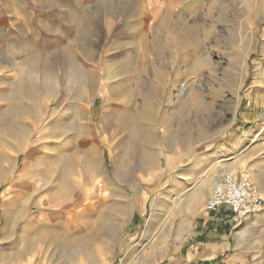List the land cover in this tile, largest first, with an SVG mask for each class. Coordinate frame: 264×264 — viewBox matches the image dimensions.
Instances as JSON below:
<instances>
[{
    "label": "rangeland",
    "instance_id": "1",
    "mask_svg": "<svg viewBox=\"0 0 264 264\" xmlns=\"http://www.w3.org/2000/svg\"><path fill=\"white\" fill-rule=\"evenodd\" d=\"M263 112L264 0H0V264H181L232 169L264 264Z\"/></svg>",
    "mask_w": 264,
    "mask_h": 264
},
{
    "label": "crops",
    "instance_id": "2",
    "mask_svg": "<svg viewBox=\"0 0 264 264\" xmlns=\"http://www.w3.org/2000/svg\"><path fill=\"white\" fill-rule=\"evenodd\" d=\"M254 219L255 215L246 218L243 221L246 223L244 227L252 223ZM232 224L230 212L227 208H222L216 213H207L206 219L195 226V230L190 237V243L187 248L184 249V255L182 254L180 263L208 264V262L213 260L223 261V256L226 255L229 248V243L226 240L229 235L227 231H230L229 227H232V232L234 234L236 232ZM235 244L236 243H231L232 248L238 249V246ZM249 250V246L239 248V251L237 253L234 252L232 257L237 260H243L242 257L248 254ZM240 253H242V255H240Z\"/></svg>",
    "mask_w": 264,
    "mask_h": 264
},
{
    "label": "built area",
    "instance_id": "3",
    "mask_svg": "<svg viewBox=\"0 0 264 264\" xmlns=\"http://www.w3.org/2000/svg\"><path fill=\"white\" fill-rule=\"evenodd\" d=\"M204 207L207 213L227 208L231 222L239 225L246 218L263 210V198L258 187L251 181L249 173L232 169L214 184Z\"/></svg>",
    "mask_w": 264,
    "mask_h": 264
},
{
    "label": "bare ground",
    "instance_id": "4",
    "mask_svg": "<svg viewBox=\"0 0 264 264\" xmlns=\"http://www.w3.org/2000/svg\"><path fill=\"white\" fill-rule=\"evenodd\" d=\"M197 63V61L195 62V64ZM199 86L200 87H203V82H200V84H199ZM187 92V90H184V91H182L181 92V95L182 96H184L185 97V95L187 94L186 93ZM189 95V93L187 94V96ZM181 96V97H182ZM263 118H264V112H263ZM260 135V133H252V135L250 136V138L244 143V149L243 150H241L234 158H232L233 160H232V162H230L229 164L230 165H232V164H237V162H239L240 161V157H239V155H241V153L243 152V151H245L248 147H250L251 146V144L256 140V138L258 137ZM242 148V147H241ZM127 167V166H126ZM204 169V160H201L200 162H198L196 165H194L190 170H189V173L190 174H197V173H200L202 170ZM122 173V172H121ZM124 173V172H123ZM127 174V173H126ZM124 177H125V175H124ZM221 177H222V175H217V176H215V179H214V181H215V184L217 183V182H219L220 181V179H221ZM121 179V178H120ZM122 183V182H121ZM205 188H203V187H200V189L199 190H197L196 191V193H194L195 194V196L198 198L199 196H203L204 194H205ZM172 203H173V205H174V207H179V205H180V203H181V198L180 197H177V198H175L173 201H172ZM169 205V204H168ZM125 208V205L124 204H121V208H120V210H122L123 211V209ZM124 213V212H123ZM102 227H101V232H103L102 234H105L106 232H108V222L106 223H104L103 225H101Z\"/></svg>",
    "mask_w": 264,
    "mask_h": 264
}]
</instances>
